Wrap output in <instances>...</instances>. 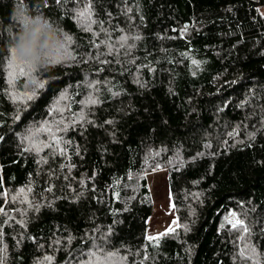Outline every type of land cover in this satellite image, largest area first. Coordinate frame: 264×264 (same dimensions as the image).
Here are the masks:
<instances>
[{"label":"trees","instance_id":"obj_1","mask_svg":"<svg viewBox=\"0 0 264 264\" xmlns=\"http://www.w3.org/2000/svg\"><path fill=\"white\" fill-rule=\"evenodd\" d=\"M21 4L71 36L67 47L76 57L35 68V81L10 75L8 38ZM85 5L96 23L78 16ZM263 5L0 0L4 264H84L105 238L127 264H242L239 251L248 242L264 253V15L257 12ZM33 91L31 99L24 96ZM89 93L97 104L81 103ZM61 115L70 127L56 133L58 146L21 139L26 128ZM158 169L167 170L177 224L150 241L146 174ZM230 210L250 236L241 239L242 228L227 223Z\"/></svg>","mask_w":264,"mask_h":264},{"label":"snow or ice","instance_id":"obj_2","mask_svg":"<svg viewBox=\"0 0 264 264\" xmlns=\"http://www.w3.org/2000/svg\"><path fill=\"white\" fill-rule=\"evenodd\" d=\"M57 2H59V0H57ZM38 11L39 10L37 9V12ZM77 12H78V16L80 18L86 19L90 23H96L97 22V21L92 19V12L90 10L89 5H85L82 11L77 9ZM257 12L260 13L259 8H257ZM260 14L264 15V13H260ZM18 15H19L20 19H22L23 21L26 22V21H28L30 15H32V14L29 12L27 6H25L24 4H21L20 5V11L18 12ZM100 23L102 24L103 21H100ZM18 26H19L18 23H16V25L13 28V32L17 29ZM93 35H95V33H93ZM139 38H140L139 36L134 37V39H136V40H138ZM119 39L121 41H123L127 38L125 36H120ZM71 40H72L71 36L65 35V43L62 46L63 50L60 53H58L54 58H52L50 60V62H49L50 64H55V63H58L62 60H65V59H72V60L76 59V57L72 55L71 51L67 47V44L70 43ZM0 43H2V41H0ZM100 43L107 44L108 49L110 51L113 50V45L111 43H108V41H101ZM96 46L98 47V45H96ZM133 46L134 45H132V44L128 45L129 48H131ZM8 51L10 53L9 65L13 69H15V71L11 72L10 75L13 78H15L16 75L28 76L31 80L35 81V77L31 75L35 68H33L31 66H25L22 63H18L16 61L15 57L12 55L11 50L9 49ZM200 63H202V62L199 60H196V59L192 60L193 65L199 66ZM93 83H95V81H92L89 84V87H91V85ZM36 86L37 87H43V81L38 82ZM35 94H36L35 91L25 92L24 96H26L28 99H31ZM116 94L117 93H113V95H116ZM66 95H67V90L62 91L60 94V99L65 98ZM98 102L99 101L96 98H94L91 93H89L88 97H86L85 100L81 101V103L84 105H94V104H97ZM54 107H56V104H54L53 107H50L48 109L50 117L56 115L55 112L53 111ZM58 110L61 113L64 111L63 108H59ZM84 111H85V109L81 108L80 116H79V120H81V121L85 119ZM76 123H77V120L72 121V124H76ZM106 123H111V122L106 121ZM61 124H63V128L60 127ZM69 127L70 126L65 122L64 117L61 115L57 119H53L50 122L44 121V122L40 123L39 126H36L34 124V125L26 128L25 134L22 136L21 139L23 141H27V142L32 143V144L43 145L44 147H50V146L56 147L62 141V137L57 135L56 133L68 131ZM262 127H264V125H262ZM43 132H46L48 139L53 142L51 145H49L46 140L41 138L40 134ZM250 135H252V134H250ZM37 151H39V148H37ZM61 151L62 152L66 151V149H61ZM198 155H201V153H198ZM157 167H159V165H157ZM4 195H6V193H4ZM114 195H118V194L114 193ZM12 199L15 200L16 197L13 196ZM0 211H4L2 206H0ZM194 214H195V210L190 208L189 209V215H194ZM228 215L231 217V219H229L227 221V223H229L233 229H236L238 226L240 228H242V232H241V236H240L241 239H243L245 234H248L249 236L251 235V229L249 228V226L245 223V221L243 219L237 218V214L235 211L230 210ZM5 223H7V221H5ZM172 224H177L176 219L172 220ZM177 226H179V225H177ZM223 227H224V225L221 224V228H223ZM184 230L185 231L189 230L187 225H184ZM172 231H173V229L171 227L166 229V232H172ZM262 232H264V230H262ZM159 235H163V233H158L157 236H159ZM145 238L150 240V241L155 239V237H153L152 235H146ZM56 243L58 244L59 241H56ZM107 244H108V241L106 238L103 240V243H101V244H93L92 250H89V253H88L90 259L88 261L84 262V264H112V261L116 257L119 258L120 264H127L125 257L123 255H120L119 252L114 248L109 250L107 247H105V245H107ZM3 252H4V249L2 247H0V264H4V258L2 255ZM262 256H264V253H258L255 244H253L251 242L244 243L243 246L240 248V251H239V257L242 260V264H247V261H249V260L253 261L254 264H262V260H261ZM43 259L45 261H51L52 257L49 255H46L43 257Z\"/></svg>","mask_w":264,"mask_h":264},{"label":"clouds","instance_id":"obj_3","mask_svg":"<svg viewBox=\"0 0 264 264\" xmlns=\"http://www.w3.org/2000/svg\"><path fill=\"white\" fill-rule=\"evenodd\" d=\"M15 11L17 29L8 38V47L18 63L33 68L43 67L60 53L65 35L43 15H30L28 21L20 19Z\"/></svg>","mask_w":264,"mask_h":264},{"label":"rangeland","instance_id":"obj_4","mask_svg":"<svg viewBox=\"0 0 264 264\" xmlns=\"http://www.w3.org/2000/svg\"><path fill=\"white\" fill-rule=\"evenodd\" d=\"M260 11L264 13V5L260 7ZM146 180L152 203L146 235L156 237L158 233H165L169 227L172 229L176 227V224H172V220L176 219L175 210L169 193L167 170L158 169L148 172Z\"/></svg>","mask_w":264,"mask_h":264}]
</instances>
